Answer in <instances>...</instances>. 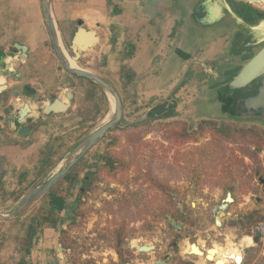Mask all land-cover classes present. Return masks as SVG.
<instances>
[{"label":"crops","instance_id":"0c3cea01","mask_svg":"<svg viewBox=\"0 0 264 264\" xmlns=\"http://www.w3.org/2000/svg\"><path fill=\"white\" fill-rule=\"evenodd\" d=\"M208 1L50 0V6L64 46L70 44L78 23H82L85 32L97 37V43L81 53L75 65L103 78L116 90L123 119L147 118L151 109L162 104L173 106L172 113L166 115L171 118L182 110L180 102L184 103L188 94L194 99L200 88L205 93L207 86L218 83L219 75H229L241 67L249 56L251 41L264 31L259 26L264 18L263 6L223 0V5L229 6L230 1L234 6L233 13H228L226 8L223 11ZM88 41L89 35H84L81 43L86 45ZM14 44L27 48L24 63L19 60ZM68 56L72 57L69 53ZM0 77L7 87L0 97L2 213L10 204L9 199L23 197L54 175L68 154L98 128L113 107L96 86L60 70L49 47L41 0H0ZM69 79L73 86L67 91L65 82ZM68 93L73 99L66 113L50 116L39 113L51 99L67 103ZM204 100L202 96L200 101ZM25 104L32 106L34 113L29 117L33 118L31 133L22 138L19 129L9 128L10 118L4 117L3 112L12 107L14 116ZM96 150L93 147L54 187L58 192L51 191L53 196L56 193L55 198L51 193L41 198V202L49 203L50 211V205L59 207L51 211L57 215L54 225L63 224L73 209L77 201L75 194L72 196L73 189L87 171L81 174V169L90 164L89 158L94 157ZM19 216L12 220H18ZM14 223L0 220V264H57L55 233L59 229L57 226L41 229L39 222L29 226L25 242L19 247L14 245L19 257L6 254L4 230ZM244 238L251 240L248 236ZM260 245L245 246L243 258L248 249ZM237 249L241 254L239 246ZM262 257L264 251L257 253L254 263L260 264Z\"/></svg>","mask_w":264,"mask_h":264},{"label":"rangeland","instance_id":"374dc122","mask_svg":"<svg viewBox=\"0 0 264 264\" xmlns=\"http://www.w3.org/2000/svg\"><path fill=\"white\" fill-rule=\"evenodd\" d=\"M202 96V88L194 99L188 94L184 103L180 102L182 110L171 118L166 117V108L147 118L122 119L97 142L90 164L81 169V174L87 169L85 192L80 193L82 183L78 181L72 192L77 201L63 224L54 225L57 215L50 213L49 203L41 199L21 212L18 220L0 219L15 222L4 230L8 243L5 253L19 257L14 245L19 247L26 241L29 226L36 222L41 229L58 227L57 264H151L160 261L163 252L169 258L165 264H200L198 257H185L188 243L204 245L205 255L214 244L237 248L264 214V123L214 117L219 108L212 104L199 107ZM107 97L114 107L113 99ZM113 111L98 127L112 119ZM228 192L236 199L226 211L232 214L231 220L225 212L212 215L218 224L226 223L223 231L211 232L209 238L192 231L179 233L173 227L174 223L181 228L174 206L186 203L193 216L207 205L214 206L224 197L227 200ZM21 198L9 199L3 213ZM193 206L201 211L193 210ZM213 240L217 243L212 244ZM139 241L161 251L139 253L133 247ZM255 250L260 253L264 246ZM263 262L264 258L259 263Z\"/></svg>","mask_w":264,"mask_h":264},{"label":"flooded vegetation","instance_id":"af4514ba","mask_svg":"<svg viewBox=\"0 0 264 264\" xmlns=\"http://www.w3.org/2000/svg\"><path fill=\"white\" fill-rule=\"evenodd\" d=\"M213 1V2H212ZM238 2L240 3H245L246 5H261L264 7V0H237ZM208 2H212V5H215V7L217 6L218 8L222 9L223 11L226 10L228 11V13H233V10H234V6L231 4L232 2H228L230 5H223V0H209ZM221 4V5H220ZM46 23V21H45ZM55 25V24H54ZM82 26V25H81ZM81 26L78 25V28L75 32V34L77 33V31L79 29H82ZM260 27H264V18L262 19L260 25ZM46 27H47V24H46ZM56 28V27H55ZM83 30V29H82ZM89 33H92V32H85L86 35H88ZM47 34H48V38H49V47L51 48L54 56H55V59L57 60L58 62V65H59V68L60 70L64 71V73H66L68 76L70 77H78L76 75H73L71 73H69L68 71H66L64 69V67L62 66V64L60 63L57 55H56V52L54 50V47L52 45V42H51V39H50V36H49V32H48V29H47ZM75 34L73 35V38L75 36ZM93 34V33H92ZM94 35V34H93ZM90 36V35H89ZM95 37V35H94ZM73 38L71 39L70 41V44H66V46H64L60 40V46H61V49L63 51V54L64 56L66 57V59L69 61V63L71 64L72 67L74 68H78L75 63L78 62L80 60V54L81 53H85L87 52L89 49H91L96 43H97V37L96 38V42L85 52H81L80 50L78 51V54H79V59L78 61H74L73 60V57H74V53L72 52L71 50V43H72V40ZM60 39V38H59ZM19 47H24L26 48L25 46H22V45H19V44H14V49L16 51L19 52L20 54V57H19V60L24 63L26 61V53H27V48H26V52L24 54H22V52L19 50ZM264 48V31L259 34L258 36H256L252 41H251V49H250V52H249V56L245 59V62L244 64L241 66V67H237L233 70V72L229 75H219V78L217 81H219L218 83H215V85H210V86H207V92L205 91V93H203V96L206 98V100L204 101H201L199 102V107L201 105H209L212 104L214 106H216L217 108H219V113L216 114L214 117L216 116H228V117H231V118H234V119H257L258 122L260 123H264V76L258 78L257 80H255L254 82H251L249 83L248 85H246L244 88H242L240 91H236L234 90L233 92H231L229 89H228V85L230 84V82L239 74V72L244 68V66L262 49ZM68 53L69 55L71 54L72 57H69L68 56ZM79 69V68H78ZM226 77V78H225ZM81 78V77H79ZM101 78V77H100ZM225 78V79H223ZM82 79H85V78H82ZM103 79V78H102ZM87 80V79H85ZM104 80V79H103ZM88 81V80H87ZM106 81V80H105ZM89 82V81H88ZM107 82V81H106ZM91 83V82H90ZM108 83V82H107ZM92 84V83H91ZM109 84V83H108ZM69 85V87H67ZM94 85V84H92ZM110 85V84H109ZM73 84H72V81L69 79L65 82V89L67 91L71 90ZM95 86V85H94ZM0 87H5V89L0 93V97L1 95L5 94L6 90H7V87L5 85L3 86H0ZM98 88V87H97ZM113 88V87H112ZM99 89V88H98ZM114 89V88H113ZM100 90V89H99ZM115 90V89H114ZM101 91V90H100ZM116 91V90H115ZM102 93H104L103 91H101ZM105 94V93H104ZM118 94V93H117ZM68 95V94H67ZM67 95H66V98H67ZM106 95V94H105ZM107 96V95H106ZM119 96V95H118ZM211 96H212V99H211ZM15 99L17 97V95L13 96ZM254 97H258L259 99H262V100H259V105H257L256 109H253V108H250L248 109L247 107V104L245 103V101L247 99H250V98H254ZM56 99L58 98H55V99H51L49 101H46L45 102V105L43 106V108L39 111V113L43 116H50V115H61V114H49V115H46L43 113V110L48 106V104L50 103H53ZM73 99V97H72ZM72 99L70 101H72ZM120 99V97H119ZM68 100V99H67ZM61 101V100H60ZM70 101L68 100V104L70 103ZM121 101V100H120ZM62 102V101H61ZM65 103V102H63ZM25 106L29 107V111H26L25 110V119L23 121H19L18 120V117L19 115H21V112L24 110ZM121 106H122V103H121ZM166 108H169L166 113L168 114L169 112L172 113V109H173V106H167L166 104H162L161 106H156L154 107L153 109H151V112H150V116H153L154 114L156 113H159L161 114L162 111H164V109ZM69 107L67 108V110L64 112L66 113L68 111ZM113 110H114V107H113ZM34 108L28 104H25L23 105V107L17 111V113H15L14 116H12L11 112H12V107H8L7 109H5V111L3 112V115L4 117H9L10 118V121H9V128L11 127L13 129V131H16L17 129H19V136H20V132L23 130V128H29L30 129V133H31V124H30V121L33 120L32 119H29L30 116H32V114L34 113ZM194 110H191V114H193ZM199 113H200V108L197 110ZM114 112V111H113ZM169 113V115H170ZM166 114V115H167ZM201 115V114H200ZM199 115V116H200ZM24 116V115H23ZM202 116V115H201ZM213 118V117H212ZM123 119V118H122ZM103 125V124H102ZM101 125V126H102ZM100 127V126H99ZM98 127V128H99ZM97 128V129H98ZM96 130V129H95ZM94 130V131H95ZM93 132V131H92ZM91 132V133H92ZM110 132V131H109ZM29 133V134H30ZM91 133H89L87 136H89ZM29 134L27 136H29ZM25 136V137H27ZM86 136V137H87ZM21 137V136H20ZM25 137H22V138H25ZM85 137V138H86ZM104 137V136H103ZM102 137V138H103ZM84 138V139H85ZM101 138V139H102ZM83 139V140H84ZM82 140V141H83ZM100 140V139H99ZM98 140V141H99ZM81 141V142H82ZM97 141V142H98ZM80 142V143H81ZM97 142L95 143V145L97 144ZM79 143V144H80ZM78 144V145H79ZM77 145V146H78ZM95 145L93 147H95ZM76 146V147H77ZM75 147V148H76ZM92 147V148H93ZM74 148V149H75ZM91 148V149H92ZM73 149V150H74ZM90 149V150H91ZM72 150V151H73ZM89 150V151H90ZM71 151V152H72ZM88 151V152H89ZM70 152V153H71ZM87 152V153H88ZM69 153V154H70ZM86 153V154H87ZM68 154V155H69ZM85 154V156H86ZM84 156V157H85ZM83 157V158H84ZM67 158V157H66ZM65 158V159H66ZM81 158L76 164H78L79 162L82 161ZM64 162V161H63ZM62 162V163H63ZM75 164V165H76ZM74 165V166H75ZM62 166V164H61ZM73 166V167H74ZM73 167L51 188L49 189L43 196H41L39 199H41L42 197H45V195H47V193H51V195L54 193V192H57V190L54 189V187L61 181L63 180L70 172L71 170L73 169ZM61 169V167H60ZM60 169L56 172L58 173L60 171ZM55 173V174H56ZM54 174V175H55ZM53 176V175H52ZM51 176V177H52ZM88 175H86V173L83 174L82 178L79 180L82 185L80 186V193L82 194L83 192H85V187L84 185L87 183V180H88ZM50 177V178H51ZM191 177V176H190ZM193 177V176H192ZM49 178V179H50ZM49 179L43 181V182H47ZM85 179V180H84ZM83 180H84V183L83 184ZM42 183V182H41ZM78 183V181H77ZM76 183V184H77ZM40 184V183H39ZM38 184V185H39ZM37 186V185H36ZM35 186V187H36ZM33 187V188H35ZM32 188V189H33ZM31 189V190H32ZM166 185L165 184H162V190H164L166 192ZM29 190V191H31ZM28 191V192H29ZM51 191H54V192H51ZM27 192V193H28ZM67 192V191H66ZM58 193V192H57ZM68 194V193H67ZM56 195V193H55ZM53 196V198H55L56 196ZM228 197L231 198L232 200V204L225 201L226 200V197H224L223 199H220L214 206H209L207 205L208 208L204 209L203 211H201V209L198 207V206H193V210H198V211H201L200 214H194L193 216H190L189 215V212L192 211V208H189L188 205H186V203H183L181 205H178V206H174L173 210L174 211H177L178 213V217L176 218V220L179 222V224L181 225V228H178V231L179 233L180 232H187V231H192V232H197V233H203L204 235L208 236L210 238V234L211 232H214V231H223L225 229V225L226 223L222 222L219 226L216 225V221H215V218L212 217L213 214V211L214 209H216V211H223L225 213H228L226 211H228L230 209V207L236 203V199L233 197L232 193L228 192L226 194ZM66 196V195H65ZM171 197L174 198V194H170ZM24 197V196H23ZM22 197V198H23ZM21 198V199H22ZM38 199V200H39ZM59 199V198H58ZM61 199V198H60ZM174 200V199H173ZM37 201V200H36ZM29 207V206H28ZM27 207V208H28ZM26 208V209H27ZM50 208H51V211L54 212L55 209H59V207H56L54 205H50ZM187 210V212H186ZM24 211V210H23ZM22 211V212H23ZM50 211V213H51ZM3 213V212H2ZM21 213V212H20ZM19 213V214H20ZM17 214V215H19ZM16 215V216H17ZM15 216V217H16ZM227 220L231 219L233 216L232 214L228 213L227 214ZM14 218V217H13ZM12 219V218H11ZM9 220V219H8ZM186 224H189V226H186ZM221 235V234H219ZM166 242L167 241H163V246L164 248H168L169 245H166ZM188 245H192V244H189ZM196 245V243H195ZM153 247V250L150 251L152 253H157L159 251H161V248H158L157 246H152ZM177 247V243L175 242L171 248L175 249ZM189 247V246H188ZM140 253V252H139ZM144 253H149V252H144ZM159 259H161L160 261L161 262H166L168 260V257H167V254H165V252H163L162 254H160V256L158 257ZM158 260V259H157Z\"/></svg>","mask_w":264,"mask_h":264},{"label":"water","instance_id":"95a60500","mask_svg":"<svg viewBox=\"0 0 264 264\" xmlns=\"http://www.w3.org/2000/svg\"><path fill=\"white\" fill-rule=\"evenodd\" d=\"M41 5H42L44 18L47 24V29L49 32L52 45L64 69L73 75L87 79L89 82H91L96 87H98L101 91H103L106 95L110 96L114 102V113L110 121L104 123L98 129L93 131L67 156V158L62 163L61 169L58 173L53 175L47 182H42L39 185H37L35 188H33L31 191H29L9 212L0 213V219L2 220H8V219L15 217L17 214L25 210L28 206H30L32 203L38 200L41 196H43L81 158L85 156V154L95 145V143L99 139H101L109 131L114 129L122 121V106H121V101L119 99L117 92L112 88L111 85H109L105 80H103L99 76L71 66L69 61L64 56L63 51L60 46V39H59L57 30L55 28L52 15H51L50 0H41ZM78 25L81 26L82 23H78ZM84 35H86L85 31L82 29H79L72 40L71 50L74 53V57H73L74 61H78L79 59V54H78L79 50L81 52H85L96 42V38L94 37V35L92 33H89L88 34L90 35L89 41L86 45H83L81 42H82V37ZM19 50L22 52V54L26 52V48L24 47H19ZM262 76H264V48H262L244 66V68L239 72V74L230 82V84L228 85V89L231 92H233L234 90L240 91L246 85H248L251 82H254L255 80H257L258 78ZM67 87H69V85ZM4 89L5 87H0V93ZM67 99L70 101L72 99V94L68 93ZM259 100H262V99H259L258 97H254V98L247 99L245 103L247 104L248 109L250 108L256 109L257 105H259ZM68 107H69L68 103H63L59 99H56L53 103L48 104V106L43 110V113L46 115L61 114V113H64ZM25 110L29 111L30 109L29 107L25 106L24 110L21 112V115H19L18 117L19 121H23L25 119V115H26ZM29 133H30V129L25 127L20 132V136L25 137ZM259 181L261 184H263L262 180H259ZM229 198L230 197L227 196V200L225 201L231 203L232 200L231 198L230 199ZM220 212H223V211H216V209H214L213 214L216 215L217 213H220ZM215 221H216L217 226L221 224V223L218 224L219 221L217 220L216 217H215ZM173 227L178 230V226L174 223H173ZM194 245L195 244H192V246ZM152 250H153V247H151L149 252ZM140 253H144V252H140ZM190 256H193V255H190ZM151 264H165V263L161 261H156Z\"/></svg>","mask_w":264,"mask_h":264},{"label":"bare ground","instance_id":"6f19581e","mask_svg":"<svg viewBox=\"0 0 264 264\" xmlns=\"http://www.w3.org/2000/svg\"><path fill=\"white\" fill-rule=\"evenodd\" d=\"M241 240L242 241L239 243V247L241 250L245 246L248 247L252 244V241H251V244L248 245L249 239L243 238ZM188 246L189 247L186 250V254H190V255H193L195 257H198L200 264H206V263L207 264H210V263L226 264L228 259H231L235 263H238V264L241 262V254L239 253V250L232 245H228V246L223 247L219 244H214L213 247L210 248L211 249L210 253H208L207 255L204 254V245L196 244L194 246H192V245H188ZM133 247H136L138 252L139 251L140 252H148L151 248V246H149V245L142 244V243L140 244V241L135 242L133 244Z\"/></svg>","mask_w":264,"mask_h":264},{"label":"built area","instance_id":"2783aa9c","mask_svg":"<svg viewBox=\"0 0 264 264\" xmlns=\"http://www.w3.org/2000/svg\"><path fill=\"white\" fill-rule=\"evenodd\" d=\"M246 236H248L251 239L252 245L255 244L256 246H258L261 244L262 246H264V214L262 215L260 221H258L252 226V228L250 229V233ZM255 239L258 242H254ZM211 247H213V245ZM242 253H243V250H241V262L243 260ZM241 262L239 264H241ZM210 264H214V263H210ZM226 264H238V263H235L233 260L228 259Z\"/></svg>","mask_w":264,"mask_h":264},{"label":"trees","instance_id":"16d2710c","mask_svg":"<svg viewBox=\"0 0 264 264\" xmlns=\"http://www.w3.org/2000/svg\"><path fill=\"white\" fill-rule=\"evenodd\" d=\"M260 219H261V217H259V219H257L254 222V224L257 223L258 221H260ZM253 225H251L250 229L252 228ZM250 229H249L247 234L250 233ZM256 257H257V252L255 251L254 248H250L245 252V255H244V258H243L241 264H257V263H254V260L256 259Z\"/></svg>","mask_w":264,"mask_h":264},{"label":"clouds","instance_id":"9594fccd","mask_svg":"<svg viewBox=\"0 0 264 264\" xmlns=\"http://www.w3.org/2000/svg\"><path fill=\"white\" fill-rule=\"evenodd\" d=\"M4 84H5V80L2 77H0V86H3Z\"/></svg>","mask_w":264,"mask_h":264}]
</instances>
